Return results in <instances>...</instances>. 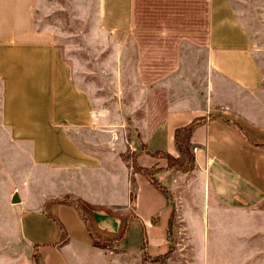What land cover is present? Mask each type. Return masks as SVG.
Wrapping results in <instances>:
<instances>
[{
  "label": "crops",
  "instance_id": "1",
  "mask_svg": "<svg viewBox=\"0 0 264 264\" xmlns=\"http://www.w3.org/2000/svg\"><path fill=\"white\" fill-rule=\"evenodd\" d=\"M81 9L89 27L102 33L104 52L115 49L120 64L123 52L132 53L138 88L153 93L165 89L168 97L164 104L144 98L132 103L143 109V116H137L138 128L128 129L124 107L129 103L90 97L79 77L94 71L79 61L70 64L53 31L38 28L37 0H0V125L11 142L24 139L30 145L29 170H39L38 178L28 179L34 193L10 201L16 208L37 193L41 198L40 214L28 219L14 209L0 215V264H35L36 245L44 264H122L109 251L142 253L145 241L155 249L150 253L166 251L171 215L167 197L134 170L125 154L137 153L143 167L159 162L153 155L157 151L177 157L176 129L198 119L203 121L192 134L194 171L155 174L182 204L184 231L185 213L193 211L186 195L198 192L192 175L203 181L195 208L203 202L204 211L212 209L216 219L222 212L264 202V50L256 46L264 40L249 36L233 0H82L75 3L79 14ZM177 89L183 94L175 93ZM55 148L56 155L51 153ZM48 184L71 189L54 195ZM61 199L77 203L100 234L121 237L130 212L137 224L151 221L146 223L149 236L133 250L130 231L129 238L109 250L95 246L89 230V237L80 238L64 227L62 240L60 226L52 237L28 227L46 212L54 216L48 212L53 205L76 206Z\"/></svg>",
  "mask_w": 264,
  "mask_h": 264
},
{
  "label": "rangeland",
  "instance_id": "2",
  "mask_svg": "<svg viewBox=\"0 0 264 264\" xmlns=\"http://www.w3.org/2000/svg\"><path fill=\"white\" fill-rule=\"evenodd\" d=\"M76 1L82 2V0H37V11L35 12L37 26L53 31L56 42L70 64H77L79 61L81 66H86L94 71L90 74L85 72L79 77L80 83L90 97L113 101L122 99L129 103L128 110L123 106L127 114L125 117L128 118H126L127 128H138L137 116H143V109L133 106L132 103L144 98L148 101L150 99V102L156 101L164 104L165 97L168 95H165V89L153 93V91L146 92L138 88L137 78L132 73L134 67L132 53L123 52L122 57L120 55V64V59L116 58L115 49L112 48L110 51L104 52L102 33L92 30L91 26L89 27L86 21L87 17H84L87 16L86 10H79L83 12L82 14L75 10ZM233 4L239 11L240 20L249 36L262 37L264 40V0H233ZM85 37L95 38L87 40ZM88 44L90 46L94 44L95 48L79 50V46L83 48ZM256 44L258 49L264 50V41H258ZM126 61H128L129 68L125 67ZM197 85L200 91L198 82ZM175 93L183 94V89H177ZM110 108L115 109V104H111ZM137 108L142 111L137 113ZM152 108H149L150 111ZM262 109L264 110V106ZM129 115L132 116L128 117ZM153 125L150 124V128ZM250 135L253 140L256 139L252 131ZM10 140L13 141L0 125V215L3 217L4 211L14 209L16 214H20V218L23 219L26 216L28 219L31 214H40L38 211L41 203L40 195L37 193L34 199L16 208H13L14 204H11L10 200L15 189L23 198L35 190L34 183L32 182L30 185L28 179L30 176L33 181L38 178L39 170L34 168L29 170L30 161L33 162L30 145L25 143L24 139H17V144ZM57 152V148L51 151L55 155ZM190 180L194 187L198 188V192L186 195V201L190 203L193 211L187 209L185 213L187 225L185 232L178 207L182 204L175 201L173 227L167 234L169 255L164 254L165 256L155 259L154 257L158 253H150L155 249H150V244H148L147 250L149 251L129 254L116 249L114 252L109 251V256L120 258L122 264H264V202L252 209L232 213L222 212L221 216L216 219L212 209L209 212L208 210L204 211L203 202L199 203L197 209L195 208L196 199H200L202 196L203 181L196 175H192ZM47 189H50L51 194L54 195L67 194L71 185L53 187L48 184ZM64 205L62 209L56 205L49 207L48 212L55 217L48 216L46 212L42 218L38 217L34 222H30L28 227L36 228L38 231L43 230L44 237H52L56 233V228L59 227V224L54 220L57 218L71 234L80 238L89 237L87 225L80 210L73 205ZM135 220L136 218L131 221L127 234L129 238V233L132 232L130 241L133 250L140 249L149 236L146 223L151 222L141 219L137 224ZM133 223L135 225L131 230L130 227ZM148 227L152 229L150 225ZM108 249L110 250V248ZM166 251L164 252L166 253Z\"/></svg>",
  "mask_w": 264,
  "mask_h": 264
},
{
  "label": "trees",
  "instance_id": "3",
  "mask_svg": "<svg viewBox=\"0 0 264 264\" xmlns=\"http://www.w3.org/2000/svg\"><path fill=\"white\" fill-rule=\"evenodd\" d=\"M202 121L203 120L198 119V120L191 122L190 124L186 126L176 129L175 143L177 146V151L179 153V156L177 157L166 151H157V152H154L153 155L160 159L159 162L154 164L151 167H143L137 162V153L133 152V153L125 154V156L132 159V165L134 167V170L136 172H141L144 175H146L157 186V188L166 195L168 204L171 207V215H170L168 233L173 227L172 221L175 217L174 215L175 214V204H174L175 199H174L172 192L158 182V180L155 178V174L165 171V170H179L183 172H190L196 168V158H195V151H194L195 145L192 142V134H193L195 127L201 124ZM261 146L264 147V145H261ZM58 201L63 202V203L74 204L77 206L78 209H80V212L83 218L85 219L87 229L89 230V233L92 237L93 244L95 246H100L103 248H111V247L114 248L117 245V243L123 240L127 235V231H128L131 221L136 218L135 215H132L129 212L127 214V222H126V226H125L122 236L118 238L110 237V236L100 234L99 232L95 230L89 217L84 212H82L81 208L79 207L77 203H75L74 201L68 200V199H61ZM54 219L55 221H57V223L59 224L60 228L63 231L62 240H64L65 234H66L64 226L57 218H54ZM146 248H147V243L145 241V244L143 245L144 251L147 250ZM169 253H170V249L166 251V253L164 252V253L158 254L154 258L158 259L159 257L169 255ZM33 260L35 264H44L41 258V254L39 252L38 245H36L35 250L33 252Z\"/></svg>",
  "mask_w": 264,
  "mask_h": 264
},
{
  "label": "water",
  "instance_id": "4",
  "mask_svg": "<svg viewBox=\"0 0 264 264\" xmlns=\"http://www.w3.org/2000/svg\"><path fill=\"white\" fill-rule=\"evenodd\" d=\"M19 201H20L19 193H18V191H15L13 196H12V202L16 203V202H19Z\"/></svg>",
  "mask_w": 264,
  "mask_h": 264
}]
</instances>
